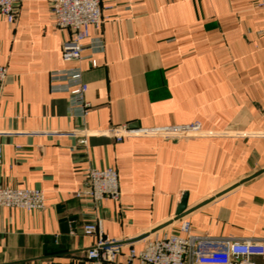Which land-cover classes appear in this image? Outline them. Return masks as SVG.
Instances as JSON below:
<instances>
[{"label":"crops","instance_id":"0c3cea01","mask_svg":"<svg viewBox=\"0 0 264 264\" xmlns=\"http://www.w3.org/2000/svg\"><path fill=\"white\" fill-rule=\"evenodd\" d=\"M258 0H102L82 60L65 62L69 33L51 0H22L0 16V187L37 188L44 208L0 207V264H90L97 236L131 247L171 233L264 243V8ZM96 61L92 67L91 61ZM79 68L86 114L52 72ZM198 124L188 139L136 135ZM79 130L94 133L80 146ZM118 171L121 198L93 202L91 168ZM185 210L178 216L181 204ZM264 264V257L256 258Z\"/></svg>","mask_w":264,"mask_h":264},{"label":"built area","instance_id":"2783aa9c","mask_svg":"<svg viewBox=\"0 0 264 264\" xmlns=\"http://www.w3.org/2000/svg\"><path fill=\"white\" fill-rule=\"evenodd\" d=\"M22 0H0V16L13 24L19 12ZM51 14L56 26L69 33L62 46V58L65 62H78L83 58L90 28L100 27L104 22L102 0H51ZM258 8H264V0L257 1ZM96 67V61H91ZM52 81L64 82V91L68 92L74 108H80L86 114L89 104L84 96L88 90L79 68L58 70L51 74ZM8 77L6 67L0 66V88ZM98 134L88 130H79L78 144L84 146L87 139ZM116 142L136 135H158L168 139H188L206 134L198 124L166 126L150 130H131L126 127L111 128L104 131ZM3 145L0 142V159ZM86 191L77 193L79 197H88L93 202L110 199L118 202L121 198L118 171L113 167L91 168L87 174ZM44 193L37 188L0 187V207L23 209L27 211L44 208ZM83 234L97 236V242L86 251L90 264H261L257 257H264V243L256 240L217 238L208 235H189L182 237L171 233L163 238L148 240L143 249L137 251L131 247L124 255L125 263H119L121 250L118 244L104 237L101 222H86Z\"/></svg>","mask_w":264,"mask_h":264},{"label":"water","instance_id":"95a60500","mask_svg":"<svg viewBox=\"0 0 264 264\" xmlns=\"http://www.w3.org/2000/svg\"><path fill=\"white\" fill-rule=\"evenodd\" d=\"M185 207H186V202L184 200V202L181 204L179 210H178V216L177 218H179L180 214L185 210Z\"/></svg>","mask_w":264,"mask_h":264}]
</instances>
